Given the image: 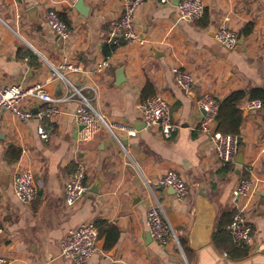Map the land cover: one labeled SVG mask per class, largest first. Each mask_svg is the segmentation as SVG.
I'll list each match as a JSON object with an SVG mask.
<instances>
[{"label":"crops","instance_id":"1","mask_svg":"<svg viewBox=\"0 0 264 264\" xmlns=\"http://www.w3.org/2000/svg\"><path fill=\"white\" fill-rule=\"evenodd\" d=\"M203 1L204 15L194 23L180 17L179 0L147 1L135 21L139 42L117 48L108 28L122 13L125 0H83L87 16L76 8L79 0H0L1 83L42 82L50 94L68 96L73 89L53 76L54 67L65 60L80 63L82 71H63L65 77L108 121H124L138 130L136 136L124 138L127 152L106 130L82 141V126L75 120L77 97L64 100L62 113L53 120L37 117L45 104L33 98L24 104L34 113L27 122L9 111L0 112L1 256L13 264H74L60 256L61 242L70 230L94 221L101 223V234L89 264H264V105L246 111L249 97L240 102L242 162L238 152L230 170L220 163L211 136L199 130L203 112L197 105L204 92L222 101L236 90L264 88V0ZM50 9L68 21V39L60 38L47 24ZM226 17L239 36L233 50L215 38ZM248 26L251 31L246 35ZM108 55L109 65L95 70V64ZM175 66L191 72L190 91L178 85ZM154 94L168 100L172 118L179 124L170 139L159 128L144 129L140 119L141 107ZM40 127L46 138L40 135ZM11 147L21 150L14 162L6 157ZM79 161L87 167L91 191L69 207L65 184ZM21 170L33 172L39 189L30 204L14 193V174ZM169 170L186 181V200H178L172 188L157 184ZM247 177L257 190L237 205L245 207L253 223L254 241L247 246L246 257L234 259L216 248L213 234L222 216L233 213L232 190ZM157 203L180 246L171 242L162 247L151 238L146 211ZM182 241L193 252L191 258Z\"/></svg>","mask_w":264,"mask_h":264},{"label":"built area","instance_id":"2","mask_svg":"<svg viewBox=\"0 0 264 264\" xmlns=\"http://www.w3.org/2000/svg\"><path fill=\"white\" fill-rule=\"evenodd\" d=\"M149 0H125L123 11L119 17L109 23L108 35L117 48L139 42V32L136 27V16L140 8ZM160 4H167L169 0H157ZM178 10L180 17L194 23L200 20L205 12L203 0H179ZM46 22L49 27L63 40L71 34L70 25L61 17L55 9H50L46 14ZM216 40L226 49L233 50L239 41L238 33L230 26L229 18L226 17L220 23L215 33ZM28 61L29 58L26 57ZM111 62V56H105L97 62L95 70L106 68ZM83 67L80 63L63 61L54 67L53 76L63 80L67 86L72 87V94L68 96H54L50 94L46 85L36 82L30 85L22 83L0 82V112L9 111L16 118L27 122L34 117L31 108L24 106L28 99H38L45 104L37 117L41 120H53L62 113L61 103L71 97H77L79 106L75 112L76 122L82 126L81 140H91L101 130L110 132L118 146L127 152L124 138L137 135L138 130L130 123L119 121L110 122L100 113L81 91L73 86L65 77L63 71L79 72ZM176 80L180 88L190 91L194 85V78L183 67L173 68ZM197 105L203 114L199 123V130L211 136L216 155L223 166L234 164L240 148V136L232 133H222L218 130L217 116L219 101L211 93L204 92L197 99ZM260 98H249L245 101L244 109L253 111L263 107ZM144 129L159 128L163 137L170 139L178 130L179 124L173 120L168 100L161 94L151 95L141 107V117ZM120 131L122 135L117 134ZM43 138L48 136L43 127L39 128ZM252 172V170H249ZM157 184L170 187L174 190L178 200L184 201L189 195V188L184 178L175 170L167 171L159 178ZM13 189L17 198L23 203L30 204L38 196L39 189L36 179L31 170H21L14 174ZM257 190V184L251 177L241 178L232 190L234 199V214L226 229L232 236L233 241L239 246H250L254 241V226L248 218L245 207L237 205L239 199H250ZM91 191L88 181L87 167L79 161L73 175L65 184V202L69 207L76 205ZM147 229L153 240L160 246L165 247L171 242L180 246V241L171 223L165 216L159 203L149 206L146 211ZM2 232V229H0ZM99 229L94 221L83 222L70 230L61 242V254L64 259L71 260L74 264H89L91 258L98 250ZM0 264H13V261L0 255Z\"/></svg>","mask_w":264,"mask_h":264},{"label":"trees","instance_id":"3","mask_svg":"<svg viewBox=\"0 0 264 264\" xmlns=\"http://www.w3.org/2000/svg\"><path fill=\"white\" fill-rule=\"evenodd\" d=\"M66 22H68L63 16H61ZM69 24V23H68ZM251 31V26H248L244 30V34H249ZM260 98L264 104V88H253L249 92L246 90H236L228 95L222 101H219V111L217 116L218 130L222 133H232L240 136V128L244 120V113L239 108L240 102L245 98ZM241 146V139H240ZM21 154V150L17 147H11L7 151V159L9 162L16 161ZM233 164H228L225 166V169H232ZM233 213H225L219 221L218 229L213 234V243L216 248L225 251L230 257L234 259L244 258L248 254L246 246H239L234 241L232 236L227 231L226 227L230 223ZM98 229H100L101 223L96 222ZM106 227L114 226L107 225ZM105 230V229H104ZM111 234H115V231H110ZM101 234V231L99 235ZM116 240V239H115ZM114 240V241H115ZM113 242V241H111ZM111 242H108V247L112 245ZM181 245L186 253V255L191 258L193 252L187 247L184 241L181 242Z\"/></svg>","mask_w":264,"mask_h":264},{"label":"water","instance_id":"4","mask_svg":"<svg viewBox=\"0 0 264 264\" xmlns=\"http://www.w3.org/2000/svg\"><path fill=\"white\" fill-rule=\"evenodd\" d=\"M78 4H79V6H76V8L81 12L82 15L87 16L88 15V8H84V2H83V0H79ZM216 127H218V125ZM241 154L242 153L239 152V156L237 158L238 159V162H240V163L242 162V160H241Z\"/></svg>","mask_w":264,"mask_h":264}]
</instances>
